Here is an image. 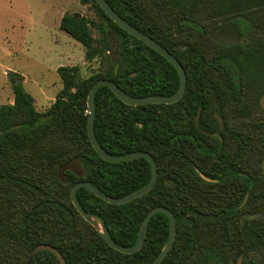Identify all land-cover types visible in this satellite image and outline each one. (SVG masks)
<instances>
[{
  "label": "trees",
  "instance_id": "16d2710c",
  "mask_svg": "<svg viewBox=\"0 0 264 264\" xmlns=\"http://www.w3.org/2000/svg\"><path fill=\"white\" fill-rule=\"evenodd\" d=\"M105 1L179 61L186 87L175 103L136 107L107 87L97 90L99 146L112 156L149 153L158 177L148 193L125 204H108L86 188L76 191L78 203L101 216L125 247L136 243L150 209H169L176 237L161 264H237L240 256L242 264H264V119L255 118L264 116V0ZM80 3H90L98 20L64 13L59 28L83 46L85 60L103 57L104 70L82 79L78 66L59 67L62 88L43 112L13 74V101L0 104V264H27L39 244L53 247L65 264H150L168 239L169 220L157 213L142 247L120 253L71 203L80 181L117 198L151 177L147 159L110 163L91 147L92 84L112 81L130 97H167L179 85L164 57L119 28L95 0ZM31 264L60 262L42 250Z\"/></svg>",
  "mask_w": 264,
  "mask_h": 264
},
{
  "label": "rangeland",
  "instance_id": "374dc122",
  "mask_svg": "<svg viewBox=\"0 0 264 264\" xmlns=\"http://www.w3.org/2000/svg\"><path fill=\"white\" fill-rule=\"evenodd\" d=\"M72 12L98 20L94 7L80 0H0L1 105L13 101V74L33 98L35 109L43 112L62 88L59 67L78 66L82 79L104 70L103 57L85 60L83 46L60 30L62 15ZM92 34L100 38L95 30ZM255 118L263 120L264 116Z\"/></svg>",
  "mask_w": 264,
  "mask_h": 264
},
{
  "label": "water",
  "instance_id": "95a60500",
  "mask_svg": "<svg viewBox=\"0 0 264 264\" xmlns=\"http://www.w3.org/2000/svg\"><path fill=\"white\" fill-rule=\"evenodd\" d=\"M95 1L98 3V5L102 9V11L106 14V16L111 21H113L119 28H121L126 33L133 36L134 38L138 39L139 41H141L143 44H145L146 46H148L149 48L157 52L162 57H164L174 67L178 75L179 85H178L176 92L173 95L167 96V97L154 96V95H149L145 97H130L126 95L112 81H109L106 79H100L92 84L88 92L87 100H86L87 113H88L86 129H87L88 140L90 142L91 147L99 155L100 158L110 163H119L123 161H131L137 158H145L150 163L151 177L145 186L137 189L136 191H133L131 193H128L124 196L117 197V198H112L104 194L102 191H100L99 189H97L96 187H94L87 181H80V182H77L70 191L71 203L76 209V211L79 213V215L100 234L102 239L105 241V243L110 248L120 253H123V254L135 253L142 247L145 236H146L148 223L153 215L157 213H163L164 215H166L169 220L168 239L165 245L163 246V248L161 249V251L154 258V260L150 263V264H161L163 260L165 259V257L167 256V254L169 253V251L171 250L175 237H176V220H175L174 214L169 209L163 206H158V207H154L150 209L145 215L140 225V230H139L136 243L131 247H125V246L118 245L112 239L107 229V226L101 216L90 214L81 207V205L78 203L76 199V191L79 188H86L94 196L102 199L108 204L121 205V204L128 203L136 198H139L145 195L154 187L157 181V177H158L157 165H156L155 160L149 153L143 152V151H137V152H132L129 154L121 155V156H112V155H109L107 152H105L97 143L95 134H94V129H93V122H94V116H95L94 103H93L94 96L97 90L100 87L104 86V87H107L118 98V100H120L123 104L128 105V106L136 107V106L148 105V104H172V103L179 101L185 92L186 73L182 65L171 53H169L164 47H162L159 43H157L151 37L144 34L139 29L133 27L131 24L125 21L122 17H120L107 4L105 0H95ZM259 105L264 110V93L259 98ZM217 119L219 123L221 124V119L219 117ZM261 169H262V175L264 178V149H263V156H262V161H261ZM201 177L204 178L202 174H201ZM254 216H259V215H253V216H250V218L252 219ZM42 250H47V251L52 252L57 257L60 264H65L62 256L53 247L46 245V244H39L35 247V249L32 251V253L30 254L28 258L27 264H31L34 254ZM241 260H242V256L238 258L237 264H240Z\"/></svg>",
  "mask_w": 264,
  "mask_h": 264
}]
</instances>
